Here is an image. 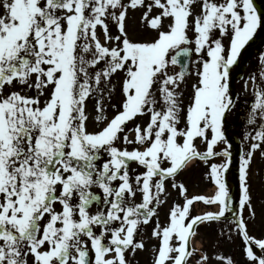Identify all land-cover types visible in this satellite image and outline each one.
Listing matches in <instances>:
<instances>
[{
  "label": "snow or ice",
  "instance_id": "1",
  "mask_svg": "<svg viewBox=\"0 0 264 264\" xmlns=\"http://www.w3.org/2000/svg\"><path fill=\"white\" fill-rule=\"evenodd\" d=\"M140 9L147 35L133 38L130 10ZM153 9L159 14L150 16ZM261 27L254 0H0V264H129L126 253L145 247L135 238L157 215L166 181L197 160L214 195H185L168 225L157 221L153 230L161 239L154 264H188L195 226L229 210L230 69ZM192 63L196 79L186 97ZM114 77L122 99L108 103ZM90 101L101 125L92 131ZM145 115L130 139L128 122ZM258 116L264 121V82L249 123ZM251 139L239 169L241 210L252 208L249 166L256 150L264 155V123ZM220 144L227 146L217 151ZM133 163L144 169L134 177ZM172 187L187 192L182 183ZM194 201L220 209L189 219ZM235 227L251 264H264V239L249 234L242 214ZM210 259L202 254L197 264Z\"/></svg>",
  "mask_w": 264,
  "mask_h": 264
},
{
  "label": "rangeland",
  "instance_id": "2",
  "mask_svg": "<svg viewBox=\"0 0 264 264\" xmlns=\"http://www.w3.org/2000/svg\"><path fill=\"white\" fill-rule=\"evenodd\" d=\"M260 7V10H264V0H254ZM148 2V0H146ZM196 12L199 13L200 8L196 7ZM146 9H140L137 11L130 10V15L132 19L130 20V35L133 38H140L141 33L147 35V31L144 29L145 21L141 19L142 13ZM159 9H153L150 16L159 14ZM263 17V15H262ZM110 30L113 35H118V29L114 22L110 21ZM190 35H192L190 33ZM264 27L258 29L254 39L258 42L259 39H263ZM109 44H114L115 41L106 42ZM224 43L227 45L228 41L225 39ZM242 54L239 56L236 66H243L245 64L246 69L253 66V64H258L261 60V56H264V52L254 55L249 54V48L251 46H245ZM264 47V43H263ZM253 48V46H252ZM257 49L254 47L253 50ZM196 59L193 55L192 61ZM262 61V60H261ZM263 62V61H262ZM247 63V65H246ZM230 69V93L234 100V106L226 113L224 120V131L228 143L231 145V164L228 171L225 173V180L229 186V191L231 195V201L229 202V210L226 212L224 217H221L218 221H205L203 223L195 226V235L190 237L189 248L194 249L193 255L189 258L188 264H197L199 257L202 254H207L211 259L208 264H220L216 259L217 256L230 257L234 264H251L248 260L245 252V243L241 235L235 227L236 221L242 214L244 219L247 221V226L249 234L256 239H264V155H262L260 150H256L253 154L252 162L249 166L248 184L251 194V204L252 208L249 209L247 206L243 210L240 208L239 201L242 198V189L240 187V166L242 163V158L246 156L250 150V145L256 141L252 140L251 137L255 135L256 131L259 130V125L264 123L259 116L255 124L249 123V116L251 114L252 105L255 102V88L257 83L261 84L260 78L264 69L261 72H257L254 75L253 81L249 79V73L245 75L242 81L237 80L235 67ZM170 72H178V68L175 66L169 67ZM192 75L188 77V85L186 88V97L191 94V85L195 82V64L192 63L191 66ZM264 79V77H262ZM113 83L116 84V90L113 93L112 101L108 103H118L122 96L120 94V78L114 77ZM240 84V85H239ZM28 95H32V92H28ZM188 103L187 98H185V104ZM88 129L92 131L98 129L101 125L95 121L96 109L94 107V102H89L88 104ZM114 114V110L108 108L106 115L111 116ZM149 117L147 115L142 117H137L133 121H129L127 128L130 139L135 137V126L137 124L146 125ZM197 145L201 150H204V144L197 141ZM121 147H129L130 149L133 145H125L121 141ZM227 145L220 144L217 146V151L222 150ZM223 157H217L216 162L222 163ZM102 163V161L100 162ZM132 169L137 171L130 173L133 177L144 169L133 163L131 165ZM207 166L203 162L194 160L187 167L181 170L173 181L171 178L166 181V192L161 193V203L155 205L157 215L154 216L148 224L141 225L139 229V234L136 236L138 242H143L145 247L143 249H136L133 253L129 250L126 253V258L129 264H154L155 253L157 249V243L161 244V239L153 235V230L156 227V222L159 221L161 226H167L169 223L170 210L176 205H183L185 201V195L189 198L203 195L206 197H211L216 191V187L213 181L207 176ZM175 182L177 185L184 184L187 192L181 194L179 187L173 188L172 183ZM119 183V182H116ZM95 192L99 193L100 189H94ZM136 202H141V197L138 194L136 197ZM59 209V205H56ZM220 209L219 205L216 204H205L203 201H194V204L190 209V217L197 215H204L206 213L212 212L217 213ZM254 212V215H253ZM187 222V221H186ZM177 241L174 239L173 243ZM197 243L200 246H197ZM254 250L259 255L260 250L255 248ZM226 264V262H225Z\"/></svg>",
  "mask_w": 264,
  "mask_h": 264
},
{
  "label": "flooded vegetation",
  "instance_id": "3",
  "mask_svg": "<svg viewBox=\"0 0 264 264\" xmlns=\"http://www.w3.org/2000/svg\"><path fill=\"white\" fill-rule=\"evenodd\" d=\"M258 7H259V5L258 4H256ZM260 8V7H259ZM264 17V16H263ZM260 41L258 42L256 39H254L253 38V40L252 41H250L249 42V44L248 45H250L251 47L248 49L249 50V54L251 55V54H253V53H255L254 55H257V54H260V52H264V47H263V43H264V36H263V39H259ZM252 46H253V48L254 47H257V49H255V50H253V48H252ZM238 64V63H237ZM237 64H235V66L237 65ZM246 65H247V63H246ZM264 69V61L262 62L261 60L259 61V63L258 64H253V66H251V67H249V68H247L246 69V67H245V64L243 65V66H236L235 67V72H236V78H237V80H238V82L239 81H242L244 78H245V75L247 74V73H249V79H251V81H253V79H254V75L257 73V72H261V70H263ZM260 81H262V82H264V79L261 77L260 78ZM261 82V83H262ZM257 84H259V83H257ZM240 85V84H239ZM256 91V88H255V90H254V92ZM134 147V146H133ZM108 157L105 155L104 156V159L106 160ZM102 161V163H103V160H101ZM101 161H99V163L101 162ZM177 243V242H176ZM159 245V242L157 243V248L159 247L158 246Z\"/></svg>",
  "mask_w": 264,
  "mask_h": 264
},
{
  "label": "water",
  "instance_id": "4",
  "mask_svg": "<svg viewBox=\"0 0 264 264\" xmlns=\"http://www.w3.org/2000/svg\"><path fill=\"white\" fill-rule=\"evenodd\" d=\"M177 67H178V68H179V70H180V66L178 65Z\"/></svg>",
  "mask_w": 264,
  "mask_h": 264
},
{
  "label": "bare ground",
  "instance_id": "5",
  "mask_svg": "<svg viewBox=\"0 0 264 264\" xmlns=\"http://www.w3.org/2000/svg\"><path fill=\"white\" fill-rule=\"evenodd\" d=\"M197 246H200V244L197 243Z\"/></svg>",
  "mask_w": 264,
  "mask_h": 264
}]
</instances>
